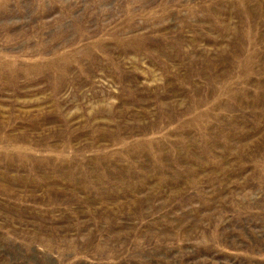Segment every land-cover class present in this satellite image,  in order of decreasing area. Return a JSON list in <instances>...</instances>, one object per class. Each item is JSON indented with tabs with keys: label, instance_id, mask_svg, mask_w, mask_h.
I'll use <instances>...</instances> for the list:
<instances>
[{
	"label": "rangeland",
	"instance_id": "obj_1",
	"mask_svg": "<svg viewBox=\"0 0 264 264\" xmlns=\"http://www.w3.org/2000/svg\"><path fill=\"white\" fill-rule=\"evenodd\" d=\"M0 264H264V0H0Z\"/></svg>",
	"mask_w": 264,
	"mask_h": 264
}]
</instances>
